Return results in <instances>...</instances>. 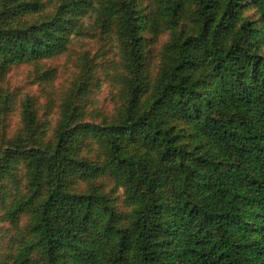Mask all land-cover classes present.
Returning <instances> with one entry per match:
<instances>
[{"label": "trees", "instance_id": "1", "mask_svg": "<svg viewBox=\"0 0 264 264\" xmlns=\"http://www.w3.org/2000/svg\"><path fill=\"white\" fill-rule=\"evenodd\" d=\"M0 264H264V0H0Z\"/></svg>", "mask_w": 264, "mask_h": 264}, {"label": "rangeland", "instance_id": "2", "mask_svg": "<svg viewBox=\"0 0 264 264\" xmlns=\"http://www.w3.org/2000/svg\"><path fill=\"white\" fill-rule=\"evenodd\" d=\"M254 16V11L253 10H248L245 14L244 17L245 18H252Z\"/></svg>", "mask_w": 264, "mask_h": 264}]
</instances>
